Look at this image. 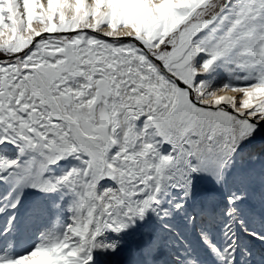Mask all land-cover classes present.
Segmentation results:
<instances>
[{"label": "snow or ice", "instance_id": "snow-or-ice-1", "mask_svg": "<svg viewBox=\"0 0 264 264\" xmlns=\"http://www.w3.org/2000/svg\"><path fill=\"white\" fill-rule=\"evenodd\" d=\"M262 131L264 0H0V264H264Z\"/></svg>", "mask_w": 264, "mask_h": 264}, {"label": "rangeland", "instance_id": "rangeland-1", "mask_svg": "<svg viewBox=\"0 0 264 264\" xmlns=\"http://www.w3.org/2000/svg\"><path fill=\"white\" fill-rule=\"evenodd\" d=\"M221 82L222 83L228 82V74L224 75V79ZM262 148H264V131L258 133L255 141L251 145H249L248 148H246L243 153H241L240 157L237 160V168L239 169L240 167H247L259 172L261 167L264 166V156L258 155L259 150H261ZM250 153L256 155L255 160L250 158L249 155ZM202 187L205 189L211 188V187L206 188L204 184H202ZM253 192L254 193L259 192L258 185L254 187ZM254 202H255V197H254ZM54 224L55 222L53 223V226ZM136 239H138V236L128 238L129 246H134V241ZM26 240L27 238H25V241H22V243L26 242ZM124 254L125 253H121L120 255L110 258V264H124L126 260L124 258Z\"/></svg>", "mask_w": 264, "mask_h": 264}, {"label": "bare ground", "instance_id": "bare-ground-1", "mask_svg": "<svg viewBox=\"0 0 264 264\" xmlns=\"http://www.w3.org/2000/svg\"><path fill=\"white\" fill-rule=\"evenodd\" d=\"M226 74H228V73L226 72L224 75H226ZM260 151H261V150H259V153H260ZM259 153H258V155H259ZM243 160H244V159H243ZM203 184L205 185L206 188H208V187L210 188V187H211V185L208 184L207 182H204ZM124 258H125V259L127 258V254H126V253L124 254Z\"/></svg>", "mask_w": 264, "mask_h": 264}]
</instances>
